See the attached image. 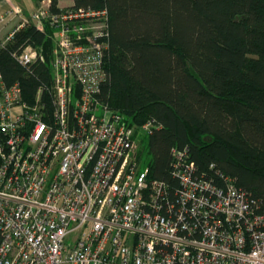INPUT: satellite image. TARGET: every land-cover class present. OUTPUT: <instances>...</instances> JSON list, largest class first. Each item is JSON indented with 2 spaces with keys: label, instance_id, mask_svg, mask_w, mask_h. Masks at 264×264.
Segmentation results:
<instances>
[{
  "label": "built area",
  "instance_id": "built-area-1",
  "mask_svg": "<svg viewBox=\"0 0 264 264\" xmlns=\"http://www.w3.org/2000/svg\"><path fill=\"white\" fill-rule=\"evenodd\" d=\"M12 14L20 22L0 40V264H264V212L235 181L207 179L187 150L174 151L178 189L151 179L137 128L100 100L106 10L44 1ZM28 26L54 32L52 87L33 104L1 62ZM14 56L26 69L43 61L32 46Z\"/></svg>",
  "mask_w": 264,
  "mask_h": 264
},
{
  "label": "trees",
  "instance_id": "trees-1",
  "mask_svg": "<svg viewBox=\"0 0 264 264\" xmlns=\"http://www.w3.org/2000/svg\"><path fill=\"white\" fill-rule=\"evenodd\" d=\"M34 1L63 9L61 0ZM71 7L109 14L100 100L137 128L138 160L150 178L178 189L174 151L187 150L199 173L218 185L232 178L264 212V0H73ZM53 33L28 26L1 52L5 80L21 82L30 104L52 87ZM28 46L43 61L26 69L14 55ZM150 120L161 128L144 134Z\"/></svg>",
  "mask_w": 264,
  "mask_h": 264
},
{
  "label": "crops",
  "instance_id": "crops-1",
  "mask_svg": "<svg viewBox=\"0 0 264 264\" xmlns=\"http://www.w3.org/2000/svg\"><path fill=\"white\" fill-rule=\"evenodd\" d=\"M62 1L64 0L60 1V7L64 8L65 6L61 4ZM71 1L73 5V0ZM21 3H24L26 6L29 5L30 8L26 9ZM13 5L22 8L28 15L40 7L35 1L33 3H28L25 0H14V3H11L9 0H0V19H3V21L0 22V40H4L20 22V18L12 14Z\"/></svg>",
  "mask_w": 264,
  "mask_h": 264
},
{
  "label": "rangeland",
  "instance_id": "rangeland-1",
  "mask_svg": "<svg viewBox=\"0 0 264 264\" xmlns=\"http://www.w3.org/2000/svg\"><path fill=\"white\" fill-rule=\"evenodd\" d=\"M26 2H28V3H33L34 2V0H25ZM22 2V1H21ZM26 9L28 8H30L29 7V5L28 6H26L24 3H21ZM62 6H65L64 8H66V7H69V5H72V1L71 0H64V1H62ZM145 134V133H144ZM142 137H143V135H142ZM147 139H148V137H147Z\"/></svg>",
  "mask_w": 264,
  "mask_h": 264
}]
</instances>
